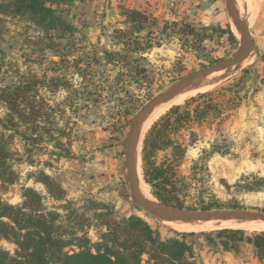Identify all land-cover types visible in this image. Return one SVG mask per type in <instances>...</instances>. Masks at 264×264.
Listing matches in <instances>:
<instances>
[{"label":"rangeland","instance_id":"1","mask_svg":"<svg viewBox=\"0 0 264 264\" xmlns=\"http://www.w3.org/2000/svg\"><path fill=\"white\" fill-rule=\"evenodd\" d=\"M8 1L0 0V6ZM238 1L242 7L239 15L247 18L253 39L250 56L238 66L199 79L212 78L213 82L169 106L141 135L137 177L155 200L161 201L142 175L143 140L154 122L173 106H180L181 111L190 112L191 118L171 135L184 147V155L180 161H173L172 179L176 183L172 191L170 185L166 186L168 204L185 209L264 212V114L257 103L263 100L259 94L264 91V0L252 7L246 5V0ZM129 10L145 16L143 29L138 32L133 31L135 24L129 21ZM110 11L115 17L108 16ZM56 13L73 31L63 37H58L60 32H51L52 39L47 40L48 36L27 19L3 13L0 8V48L4 68L8 69L6 80L11 81L13 70L26 74L31 71L42 80L36 99L43 104L38 124L61 142L60 146L54 145L55 139L26 145L28 142L16 136L14 148L18 155L12 169L17 180L0 184V199L18 204L22 188L31 187L42 195L47 208L68 204L88 216L94 209L90 202L104 203L116 218L139 216L162 239L182 232L146 214L130 198L123 175L122 141L131 118L149 98L236 50L241 33L233 30L224 0H134L129 4L75 0L58 6ZM184 24L193 33H182ZM219 28H229L237 43ZM129 39L143 45L151 41L152 45L136 52L126 45ZM105 52L118 54L106 62ZM55 82L57 87L53 88ZM208 91L214 93L191 101V97ZM205 102L214 104L220 113L216 115L211 107L205 111ZM197 108L206 112L203 117H195ZM25 147L32 149L28 157ZM170 155V148L158 150L156 165L170 161ZM40 171L60 183L62 199L53 198L42 183L29 178L30 173ZM84 229L94 242L103 228ZM194 232L187 240L197 264H264L245 241L238 243L236 251L225 250L216 236L210 240V235ZM0 247L14 250V245L5 240H0Z\"/></svg>","mask_w":264,"mask_h":264},{"label":"trees","instance_id":"2","mask_svg":"<svg viewBox=\"0 0 264 264\" xmlns=\"http://www.w3.org/2000/svg\"><path fill=\"white\" fill-rule=\"evenodd\" d=\"M73 1L75 0H10L0 8L3 13L27 19L48 36L47 40H51V32H60L58 37L72 33V26L56 13V8ZM127 14L129 21L135 24L132 26L133 31L143 29L145 16L133 10H129ZM218 30L225 32L232 42L237 43L229 28ZM180 31L185 34L193 33V29L187 24H184ZM120 33L122 32L119 31ZM125 43L132 46L129 50L136 52L145 51L152 45L151 41L143 45L130 39ZM117 54L105 52L104 59L110 62L111 56ZM3 59V51L0 48L1 185L17 180V173L12 169V161L18 155L14 148L16 136L28 142L26 145L54 139V145H61L48 128L38 124L42 103L36 99L42 80L31 71L26 74L13 70L10 74L11 81L7 82L8 69L4 68ZM56 87L55 82L53 88ZM213 93L214 91L200 93L191 97V101L210 97ZM210 107L216 106L205 102L203 109L206 111ZM215 109L218 115L220 109ZM205 111L195 109V117H203ZM183 114L185 117H182ZM190 118L188 110L181 111L180 106H173L158 122L152 124L143 140V179L151 186L155 196L167 204H170V201L167 198L166 186L170 185L172 191L176 183V180L172 179L175 176L173 161H180L184 155V147L175 142L171 135L182 123L190 121ZM165 148H170L171 160L156 165L155 153ZM24 150L27 157L30 156L32 149L25 147ZM29 178L42 183L53 198L64 197L60 183L45 172L30 173ZM90 204L94 209L88 216L71 209L68 204L47 208L42 195L31 187L22 188L21 202L18 204L0 199V240L14 245L13 252L0 247V264H197L191 256V243L187 240V237L195 232H174L173 236L162 239L158 231L137 215L116 218L108 205L97 202ZM198 209L209 210L206 207ZM87 226L103 228L98 232L96 241L91 242L89 239L84 229ZM198 234L210 235V240L213 239L212 236H216L225 250L236 251L238 243L245 241L252 245L257 259L264 262V231L245 234L238 228H221L210 232L200 231ZM187 255L191 258H187Z\"/></svg>","mask_w":264,"mask_h":264},{"label":"water","instance_id":"3","mask_svg":"<svg viewBox=\"0 0 264 264\" xmlns=\"http://www.w3.org/2000/svg\"><path fill=\"white\" fill-rule=\"evenodd\" d=\"M224 6L230 22L241 33L236 50L223 59L192 71L172 83L166 89L149 98L143 105H141L131 118L125 138L122 141L123 175L130 191V198L141 210L157 220L164 222L220 219L234 221H241L244 219L264 221V212L261 211H251L246 209H185L178 208L155 199L153 202H150L142 197L137 181L138 157L136 145L137 141L141 138V130L150 111L171 97L186 91L199 79L243 63L247 60L253 50V39L251 37L249 27L236 10L234 1L224 0ZM108 16L115 17V12L110 11Z\"/></svg>","mask_w":264,"mask_h":264},{"label":"bare ground","instance_id":"4","mask_svg":"<svg viewBox=\"0 0 264 264\" xmlns=\"http://www.w3.org/2000/svg\"><path fill=\"white\" fill-rule=\"evenodd\" d=\"M233 1H234L236 10L240 14L242 12L241 11V8H242L241 4L239 3L238 0H233ZM246 1H247L246 5H248V7H250L251 6L250 0H246ZM259 1L260 0H255L254 3H258ZM251 14H252V12H250V17H251ZM242 19H244V21L247 23V18L245 16ZM232 28L236 32L238 31L234 27L233 24H232ZM232 72H234V70H232ZM212 82H213L212 78L211 79L208 78V79H205L204 81H200V82L198 80V81H196L194 83L193 86H191L186 91L181 92V93L171 97L170 99L166 100L165 102H163V103L157 105L156 107H154L150 111V113L148 114V116H147V118H146V120H145V122L143 124L142 130H141V134H143V132L148 127L150 122H152V120L157 115L162 114V112H164L165 109H167L169 106H171L172 104H178L184 98H186L188 96H192V95L198 93V91L205 90V88L208 87L210 84H212ZM139 145H140V139L137 141V145H136V151L137 152H138V149H139ZM137 156H138V154H137ZM137 181H138V184H139V191H140L142 197L145 200H147V201L153 202L154 199L151 198V196L149 195V193H148L147 189L145 188V186L142 183H140L138 177H137ZM166 223L170 227H172L173 229H175L177 231H182V232L210 231V230H218V229H221V228H239V229H243V230H246V231H264V221L263 220H245L244 219V220H241V221H234V220H228V219H220V220H202V221L166 222Z\"/></svg>","mask_w":264,"mask_h":264},{"label":"crops","instance_id":"5","mask_svg":"<svg viewBox=\"0 0 264 264\" xmlns=\"http://www.w3.org/2000/svg\"><path fill=\"white\" fill-rule=\"evenodd\" d=\"M112 2H115V1H117V2H119V1H123V3L125 2V3H127V4H129V3H133L134 2V0H111ZM262 0H260L258 3H254L255 2V0H250V2H251V7H252V5L253 6H257L260 2H261ZM259 96H261L262 98H263V100L262 101H260V102H257L259 105H260V111H262L261 113H263L264 114V91L261 93V94H259ZM240 116V113L238 114V113H236V117H239ZM262 121V120H261ZM250 123V122H249ZM255 124H256V126H259L258 125V123H256L255 122Z\"/></svg>","mask_w":264,"mask_h":264}]
</instances>
